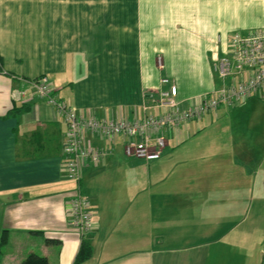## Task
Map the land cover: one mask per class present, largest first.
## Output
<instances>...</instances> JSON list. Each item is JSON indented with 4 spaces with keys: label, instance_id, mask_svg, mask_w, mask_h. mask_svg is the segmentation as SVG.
<instances>
[{
    "label": "crops",
    "instance_id": "0c3cea01",
    "mask_svg": "<svg viewBox=\"0 0 264 264\" xmlns=\"http://www.w3.org/2000/svg\"><path fill=\"white\" fill-rule=\"evenodd\" d=\"M258 28L264 0H0V264H264L262 99L190 121L152 161L93 136L106 157L77 182L65 120L32 84L47 75L99 118L144 116L172 84L188 106L222 85L231 34ZM79 186L95 213L84 234L67 209ZM83 240L93 251L76 262Z\"/></svg>",
    "mask_w": 264,
    "mask_h": 264
},
{
    "label": "built area",
    "instance_id": "2783aa9c",
    "mask_svg": "<svg viewBox=\"0 0 264 264\" xmlns=\"http://www.w3.org/2000/svg\"><path fill=\"white\" fill-rule=\"evenodd\" d=\"M222 85L201 95L196 102L183 106L177 99L176 85L160 89L159 95L149 93L152 104L144 105V116L99 118L95 114H82L76 108L60 101L56 88L47 75H41L32 84L42 98L56 106L63 116L67 129L63 135L64 169L69 179L80 181L82 163L99 164L107 152L99 150L91 137L114 141L125 140L128 156L152 161L159 159L168 144L169 136L192 120H198L221 107L234 108L251 97L264 101V28L246 33L231 34L225 54L216 64ZM167 85L171 79L166 77ZM157 112L152 113L150 110ZM70 224L82 234L95 228V213L89 196L79 186L68 201Z\"/></svg>",
    "mask_w": 264,
    "mask_h": 264
},
{
    "label": "trees",
    "instance_id": "16d2710c",
    "mask_svg": "<svg viewBox=\"0 0 264 264\" xmlns=\"http://www.w3.org/2000/svg\"><path fill=\"white\" fill-rule=\"evenodd\" d=\"M5 238L1 241V244H4ZM49 241V240H47ZM93 251V247L90 241L83 240L81 248L78 252L76 262H81L88 259ZM23 264H49L47 256L32 252L26 256L23 260Z\"/></svg>",
    "mask_w": 264,
    "mask_h": 264
}]
</instances>
